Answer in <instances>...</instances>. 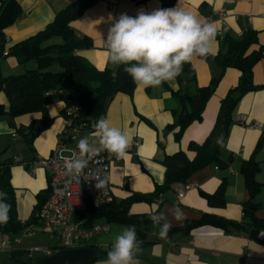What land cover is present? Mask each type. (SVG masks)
Segmentation results:
<instances>
[{
	"label": "crops",
	"instance_id": "crops-1",
	"mask_svg": "<svg viewBox=\"0 0 264 264\" xmlns=\"http://www.w3.org/2000/svg\"><path fill=\"white\" fill-rule=\"evenodd\" d=\"M17 1L22 8V14L4 30L6 46L44 28L55 13L70 0ZM178 3L179 0H97L72 22L74 29L88 35L92 40V46L80 49L79 55L97 68L114 67L110 61L105 40L110 27L121 14L135 17L141 9L150 13L159 8H175ZM180 7L195 15L202 23H213L217 31L223 30L224 35L238 37L246 30L257 31L259 44L264 51V0H180ZM220 8L226 10L224 20L218 16ZM206 17L209 19L206 20ZM219 44L220 38L216 37L215 54ZM190 63L194 74L182 75L179 95L171 91L180 87L175 79L165 82L167 86L161 85L155 88L136 85L131 96L119 92L108 103L104 118L110 126L120 129L129 139L127 158L115 157L110 164V180L115 200L119 201L134 192L149 193L153 191L156 183H162L165 171L162 162L164 157L178 150L187 151L191 140L202 142L209 135L214 126L221 98L237 84L240 76V71L233 67H226L222 72L214 55L206 59L196 57ZM18 65L17 59L12 55L0 57L1 75H10L9 72L16 69ZM218 75H221L220 80L204 105L202 118L192 121L177 141L174 138L177 127L166 129V125L173 123L174 110L176 112L182 110L181 96L185 102V99L196 93L198 87L207 85L212 77ZM253 79L256 84H264V54L254 65ZM0 102L7 104L3 92H0ZM63 106L64 102L57 96L49 103L48 112L54 120L48 129L35 138L34 151L30 150V154L25 159L20 158L21 162L29 161L34 155L48 156L51 153L64 130L63 118L60 115ZM241 115H245L248 121L262 123V129L240 124L238 120ZM33 116V114L23 115L16 121L27 123ZM232 118L227 138L220 148V157L227 162V165L220 167L211 163L194 172L188 179L189 187L184 189L181 198L177 197L176 192L181 184H174L172 188L160 195V201H138L130 205V213H145L151 217L159 214L165 217L159 224L153 223L147 231L145 241L141 244L142 251L136 257L138 264H264V243L251 237L248 224H243L240 228H231L229 231L205 224L192 229L185 235L167 233L164 239H161L159 235L160 227L165 222L176 226L182 224L183 219H198L204 213L218 214L241 224L243 202L249 198V194L240 173V166L243 160L254 153L260 138L262 143L255 153V159L260 166L256 179L262 187L254 197V201L260 204V208L255 213L256 216L264 218V88L249 91L243 95L233 109ZM7 124L5 118H0V135L7 134L9 130ZM68 132L71 133L69 129H67ZM94 133L95 130L83 131L78 134V139L74 138L68 141V144L76 146L81 138L94 137ZM136 139L140 140L139 144L134 143ZM94 146L99 147L98 144ZM187 154L192 157L194 152L187 151ZM14 158H12L11 166V183L16 188L18 218L24 222L32 215L36 204V194L47 186L48 176L40 167L35 173L30 174L25 165L15 162ZM223 178L226 180L225 204L222 207H212L200 191L214 192ZM176 208L181 211L182 220L177 221L172 214V210ZM96 222L108 226L104 232L111 229L114 231L115 227L122 229L104 220ZM36 230L40 233L46 232L41 228ZM99 234L92 242L101 248L112 247L114 239L97 241ZM25 239L29 240V243L21 245L22 242L27 241ZM36 240L40 238H34L33 233L30 237H24L20 243L14 244V247L19 249H24L26 246L43 247L37 244ZM8 251L0 250V261L7 257ZM27 255L30 256L29 253ZM31 256L44 255L33 253ZM106 259L101 257L92 264H105Z\"/></svg>",
	"mask_w": 264,
	"mask_h": 264
},
{
	"label": "trees",
	"instance_id": "trees-1",
	"mask_svg": "<svg viewBox=\"0 0 264 264\" xmlns=\"http://www.w3.org/2000/svg\"><path fill=\"white\" fill-rule=\"evenodd\" d=\"M96 1L70 0L55 13L44 28L6 46L4 30L21 16L22 8L17 0H0V57L12 55L20 64L28 61L34 63L31 68H26L19 74L3 76L0 73V92H3L7 99V104L0 102V116H9L7 122L14 129L12 135L20 136L31 151H34L35 138L48 129L54 120L48 112L51 96H57L64 102L60 115L63 118H71L73 125L82 128L81 133L95 130L93 124L104 118L108 103L116 93L121 92L131 96L135 90L136 84L124 71V66L97 68L78 53L80 49L91 47L92 40L88 35L74 29L72 22ZM263 54L255 30H246L238 37L223 35L214 59L220 65L222 72L226 67H233L240 71V76L237 84L221 98L214 126L209 135L202 142L191 140L188 143L187 151L194 152L192 157H189L185 150L167 154L162 161L165 167L163 181L160 184L156 183L153 191L134 192L119 201L113 198L110 203L102 206H94L86 197L85 204L79 211L84 223L91 225L93 222L104 220L107 223L135 226L137 239L144 242L153 221L151 216L145 213H130L129 208L132 203L160 201L163 192L172 188L174 184L187 183L190 176L204 166L211 163L220 167L227 165V162L220 157V148L227 138L229 126L233 121L232 112L239 99L249 91L264 88V84H256L253 79L254 65ZM185 73L194 74L190 62L183 65L181 74L176 78L180 87L177 90L170 88L173 94H180L182 75ZM220 77L221 75L212 77L207 85L198 87L196 93L185 99V102L181 96L182 110L177 112L174 110L173 123L166 125V129L177 127L174 133L177 141L192 121L202 118L204 105L217 87ZM73 106H76V109L68 114ZM27 114L34 115L27 123L16 121L18 117ZM143 119L148 122L145 117ZM261 140L262 138L259 139L254 153L243 160L240 166V173L249 194V198L242 206L243 222L240 224L218 214L204 213L198 219H183L182 224L171 226L168 233L185 235L205 224L229 231L231 228H240L243 224H248L251 229L250 235L255 239L258 230L264 229V218L255 214L260 204L254 201V197L262 187L256 179L260 166L255 159ZM12 164V158H0V193H6V197L0 196V200L10 205L9 219L6 223H0V235L11 239L21 232L25 224L35 220L34 212L49 194L47 177V186L36 194L32 215L25 222H21L17 213L16 188L11 183ZM25 167L27 169L26 165ZM225 188L226 180L223 178L214 192L200 191V193L210 206L222 207L225 204ZM86 246L100 248L104 258H107L112 248L111 246L101 248L93 242ZM53 252L55 250L51 253ZM8 253L0 264L8 260L21 261L28 256L25 249L16 247H12ZM42 257L45 256H39Z\"/></svg>",
	"mask_w": 264,
	"mask_h": 264
},
{
	"label": "clouds",
	"instance_id": "clouds-1",
	"mask_svg": "<svg viewBox=\"0 0 264 264\" xmlns=\"http://www.w3.org/2000/svg\"><path fill=\"white\" fill-rule=\"evenodd\" d=\"M217 30L213 23H202L195 15L180 7L159 8L148 13L141 9L135 17L121 14L110 27L106 45L110 61L115 66H124V71L139 87H159L174 81L182 72L183 65L194 58L215 55ZM94 137L81 138L76 146L78 154L67 163V172L74 177L83 175L89 161L100 151H107L117 159L127 158L129 139L105 118L93 124ZM98 144L99 147H95ZM97 189L105 182L97 177ZM6 197V193H0ZM10 205L0 200V223L9 219ZM177 221L183 219L181 211L172 210ZM154 224L165 219L161 215L151 217ZM171 225L161 226L160 238L167 237ZM142 241L137 239L135 226H125L115 236L105 264H138L137 255L142 251Z\"/></svg>",
	"mask_w": 264,
	"mask_h": 264
},
{
	"label": "built area",
	"instance_id": "built-area-1",
	"mask_svg": "<svg viewBox=\"0 0 264 264\" xmlns=\"http://www.w3.org/2000/svg\"><path fill=\"white\" fill-rule=\"evenodd\" d=\"M218 16L221 20L226 17V10L220 8ZM206 20L209 18L206 17ZM227 29V28H225ZM223 30L217 31V38L223 37ZM76 106H73L68 114H71ZM63 118V117H62ZM239 123L248 127L262 129L263 124L258 121H248L245 115L239 117ZM64 130L59 136L57 143L48 156L34 155L29 161L23 162L30 174L35 173L37 168H43L49 179V194L34 212L35 220L27 223L21 232L12 239L0 235V250H10L14 244H18L24 237L33 235L34 229H49V235L56 239L57 245L53 248L31 246L24 248L31 256L33 253H42L44 256L51 254L53 250L62 248H75L86 246L92 242L97 234L106 231L108 226L93 222L91 225L84 223V218L79 211L85 204V198H89L94 206H102L113 200V192L110 180V164L116 156L109 152L100 151L92 158L84 169L83 175L74 177L67 172V163L71 157L78 154L77 146H70L68 141L73 140L81 131L80 126L72 124L71 118H63ZM67 129L71 133H67ZM135 144L140 140L136 139ZM15 162L21 159L14 158ZM22 163V162H21ZM231 171V169L229 168ZM97 177L105 182L102 189L96 188ZM188 183L177 187V197L181 198ZM159 215V214H157ZM25 222V221H24ZM161 222V220L159 221ZM40 226L36 228L35 226ZM255 240L264 243V229L258 230Z\"/></svg>",
	"mask_w": 264,
	"mask_h": 264
},
{
	"label": "rangeland",
	"instance_id": "rangeland-1",
	"mask_svg": "<svg viewBox=\"0 0 264 264\" xmlns=\"http://www.w3.org/2000/svg\"><path fill=\"white\" fill-rule=\"evenodd\" d=\"M33 61H28L24 64H20L17 66L16 69L11 70V72H9L10 75H15V74H19L23 71H25L26 68H31L33 66ZM54 98H56V96H51L50 98V102L52 100H54ZM0 118H5V120H9V116L8 115H2L0 116ZM7 126H9L7 124ZM14 131V129L12 127L9 126V130L7 132V134L4 135H0V157L1 159H7V158H14V157H19L22 160L25 159V157L27 155L30 154V148L27 145V143L18 135L13 136L12 132ZM76 138L78 139V137L76 136ZM75 138V139H76ZM23 164V162H22ZM101 222V221H100ZM116 225V226H120L121 228H124L123 225L120 224H116V223H112V225ZM36 228H39L40 226H35ZM110 227V225H109ZM111 228V227H110ZM116 229L114 231H112V229L110 231L104 232L101 231L100 234L97 236V241H107L109 239H114L115 236L122 230L119 229L117 227H115ZM46 232H41L39 230L34 229V238H40V240H36L37 244L42 245L44 248L47 246H54L57 244V241L55 238L51 237L49 235V229L45 228ZM27 240V239H25ZM24 240V241H25ZM29 240L22 242L21 245H24L28 242ZM106 245V244H105ZM103 245V246H105ZM28 247V246H26Z\"/></svg>",
	"mask_w": 264,
	"mask_h": 264
},
{
	"label": "water",
	"instance_id": "water-1",
	"mask_svg": "<svg viewBox=\"0 0 264 264\" xmlns=\"http://www.w3.org/2000/svg\"><path fill=\"white\" fill-rule=\"evenodd\" d=\"M102 256L100 248L80 246L62 248L42 258L27 256L21 261L8 260L3 264H92Z\"/></svg>",
	"mask_w": 264,
	"mask_h": 264
}]
</instances>
